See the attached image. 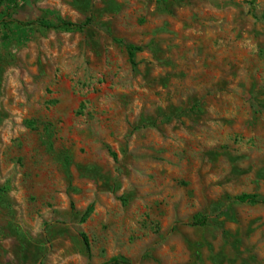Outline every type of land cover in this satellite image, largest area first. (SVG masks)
Returning a JSON list of instances; mask_svg holds the SVG:
<instances>
[{"label": "rangeland", "instance_id": "374dc122", "mask_svg": "<svg viewBox=\"0 0 264 264\" xmlns=\"http://www.w3.org/2000/svg\"><path fill=\"white\" fill-rule=\"evenodd\" d=\"M9 7L0 264H264V0Z\"/></svg>", "mask_w": 264, "mask_h": 264}, {"label": "trees", "instance_id": "16d2710c", "mask_svg": "<svg viewBox=\"0 0 264 264\" xmlns=\"http://www.w3.org/2000/svg\"><path fill=\"white\" fill-rule=\"evenodd\" d=\"M2 1L8 2L10 5V7L7 8L5 14L1 18L2 25L4 27L9 28V26L13 25L14 22L16 24H19V23H17V21H15L13 19L12 15L9 14L10 11H15L17 9V1L18 0H2ZM34 24H36L37 26H39L40 28H43V29L55 30V31H60V32H67V33L81 31L87 26L86 24L77 25V24L64 22V21H59L55 24H45L43 22L37 21V23H34ZM135 50L136 49L133 46H127V53H128V56H129V59L131 62H133ZM238 200L240 202H243V203L254 202L253 197H250V196H241L238 198Z\"/></svg>", "mask_w": 264, "mask_h": 264}]
</instances>
